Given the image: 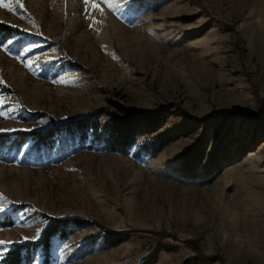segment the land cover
I'll return each instance as SVG.
<instances>
[{"label":"rangeland","instance_id":"374dc122","mask_svg":"<svg viewBox=\"0 0 264 264\" xmlns=\"http://www.w3.org/2000/svg\"><path fill=\"white\" fill-rule=\"evenodd\" d=\"M0 23L30 34L0 40V133L98 111L104 128L135 110L163 114L167 141L153 157L134 156L144 138L129 155L6 150L0 259L38 241L46 214L125 234L112 247L92 226L54 239L53 264H141L159 231L178 244L151 264H206L187 260V241L223 264H264V0H0ZM196 150L213 181L176 160Z\"/></svg>","mask_w":264,"mask_h":264},{"label":"trees","instance_id":"16d2710c","mask_svg":"<svg viewBox=\"0 0 264 264\" xmlns=\"http://www.w3.org/2000/svg\"><path fill=\"white\" fill-rule=\"evenodd\" d=\"M28 36H30L29 33L18 27L0 23V40L2 41L6 42L14 38L25 39ZM74 66L81 67L80 64ZM4 90L10 91V89L0 85V91ZM127 111L130 114L129 118L113 117V121L104 128L100 122L98 111L81 119L59 124L54 123L50 119L51 126L44 131L0 133V160H4L6 150L20 151L29 143H31L32 149L38 152L50 151L56 146L66 147L73 145L79 150L102 147L116 154L129 155L142 138L145 141L139 145L134 156L153 157L158 154L167 144L163 135H158L165 125L164 115L153 111ZM32 116L37 118L46 117L44 113H35ZM207 119L209 118L204 119V122ZM152 135L156 136L151 139L148 138V136ZM197 152L198 150L190 151L177 157L176 160H179V164L183 165L185 176H190L193 180L213 181L216 174L213 175L211 169L197 173L194 165ZM25 207L27 205L18 206L19 209ZM40 216L47 223L43 236L38 241L15 245L2 256L0 264H35L38 254L41 257V264H53V240L65 241L76 231L88 226H92L96 230L93 240L94 238H101L104 244L111 247L121 243L125 237L124 232L113 231L96 221L80 218H55L46 214H41ZM12 225L11 219H5L1 224L3 227H11ZM176 244H178V239L167 232L152 233L146 246L147 256L141 264H151L156 258L159 248L163 245L175 248ZM183 244L193 253L187 260L201 261L206 264H213L217 260L220 264H223L220 257L201 253L193 241L183 242Z\"/></svg>","mask_w":264,"mask_h":264},{"label":"snow or ice","instance_id":"6c2138e0","mask_svg":"<svg viewBox=\"0 0 264 264\" xmlns=\"http://www.w3.org/2000/svg\"><path fill=\"white\" fill-rule=\"evenodd\" d=\"M0 211H3V207H0Z\"/></svg>","mask_w":264,"mask_h":264},{"label":"bare ground","instance_id":"6f19581e","mask_svg":"<svg viewBox=\"0 0 264 264\" xmlns=\"http://www.w3.org/2000/svg\"><path fill=\"white\" fill-rule=\"evenodd\" d=\"M257 32V31H256ZM257 35H258V33H257ZM259 40V39H258Z\"/></svg>","mask_w":264,"mask_h":264}]
</instances>
